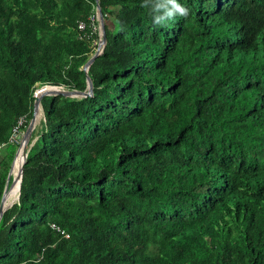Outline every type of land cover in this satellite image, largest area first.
<instances>
[{"label": "trees", "instance_id": "16d2710c", "mask_svg": "<svg viewBox=\"0 0 264 264\" xmlns=\"http://www.w3.org/2000/svg\"><path fill=\"white\" fill-rule=\"evenodd\" d=\"M164 2L0 0V202L36 91L93 87L41 99L0 264H264V0Z\"/></svg>", "mask_w": 264, "mask_h": 264}, {"label": "water", "instance_id": "95a60500", "mask_svg": "<svg viewBox=\"0 0 264 264\" xmlns=\"http://www.w3.org/2000/svg\"><path fill=\"white\" fill-rule=\"evenodd\" d=\"M96 7H97V13L99 15V21H100L102 34H101V40L99 42V46L97 48V51L95 52V54H93V56L83 66V71L86 74L88 72L90 65L100 55V53H101V52H99L100 48L101 47L104 48L106 45V33H105L104 18L102 16V12H101L99 5H97ZM92 92H93V87H92V82H91L89 77H87V92L66 91V90L61 89V87H55V86H43L42 88H40L39 90L36 91L34 105H33V117H32L31 121L29 122V124L25 130L23 142H22V147H19L17 149V151L15 153V157H14L12 164H11V168H10L8 176H7L4 192H3L1 202H0V219H1L2 214L6 208V202L8 199V192L14 183L18 184L17 192L19 195L20 184H21L22 173H23V166H24V163L26 161L27 154H28L27 144L30 140L32 131L34 129L36 114L38 113L41 99L47 95H63L66 97H79V96L86 97V96H91ZM20 148H22V150ZM20 150L22 151V159H23L22 164H21L16 176L13 178L11 184L9 185V180H10V177L12 176V172L14 169V163H15L16 157H17Z\"/></svg>", "mask_w": 264, "mask_h": 264}, {"label": "clouds", "instance_id": "9594fccd", "mask_svg": "<svg viewBox=\"0 0 264 264\" xmlns=\"http://www.w3.org/2000/svg\"><path fill=\"white\" fill-rule=\"evenodd\" d=\"M168 6H170V7H168ZM161 7H164L165 8V12H164V15L163 16L157 15L155 17V23H157V24H161V23H163L165 21V19L173 18L177 14L179 16H182V17H186L189 14V9L186 8V7H184V6H182L181 4H179L177 2V0H165L164 4H157L156 5V10H159ZM94 15L96 16V21L98 23L96 25V27L94 26L96 28V30H97V35H98V40H97V48H98L99 42L101 40V34L102 33H101V26H100V21H99V15L97 13V7H96V13ZM102 16H103V14H102ZM103 18H104V16H103ZM104 24L106 25L105 20H104ZM97 48H96L95 52L97 51ZM102 49H103V47L100 48L99 52H102ZM95 52L93 54H95ZM26 128H25V130H26ZM19 147L20 146H18V148ZM28 147L29 146L27 144V148Z\"/></svg>", "mask_w": 264, "mask_h": 264}, {"label": "built area", "instance_id": "2783aa9c", "mask_svg": "<svg viewBox=\"0 0 264 264\" xmlns=\"http://www.w3.org/2000/svg\"><path fill=\"white\" fill-rule=\"evenodd\" d=\"M91 19L92 21L96 20V16H92ZM95 29L96 28L94 27V30ZM25 128L26 127H23V120H20L18 124L12 128L10 136L8 138V142L10 144L18 145L21 147L22 142H23L24 133H25ZM1 148H2V145H0V153H1Z\"/></svg>", "mask_w": 264, "mask_h": 264}, {"label": "bare ground", "instance_id": "6f19581e", "mask_svg": "<svg viewBox=\"0 0 264 264\" xmlns=\"http://www.w3.org/2000/svg\"><path fill=\"white\" fill-rule=\"evenodd\" d=\"M22 147V146H21ZM21 150H22V148H20ZM19 151V153H18V155H17V157H16V160H15V163H14V169H15V165H16V162H18V164H19V168H20V166H21V164H22V151ZM13 169V170H14ZM19 170V169H18ZM18 172V171H17ZM17 172H15L14 171V173H15V176H16V174H17ZM12 176H13V172H12ZM17 186H18V184L17 183H14L13 185H12V187H11V189L9 190V192H8V199H7V205L9 204V203H11L12 201L10 200L11 199V197H14L15 196V194L16 193H18L17 192Z\"/></svg>", "mask_w": 264, "mask_h": 264}, {"label": "rangeland", "instance_id": "374dc122", "mask_svg": "<svg viewBox=\"0 0 264 264\" xmlns=\"http://www.w3.org/2000/svg\"><path fill=\"white\" fill-rule=\"evenodd\" d=\"M39 114H40V118H42V115H41V113H39ZM38 121H39V116H38V119H36V122H35V123H36V124H38ZM35 139H36V137H35ZM35 139H33V140L31 141L30 145H31V144L34 142V140H35ZM16 198H17V197H16ZM16 198H15V199H16ZM10 200L13 202V200H14V197H11V199H10ZM9 204H10V203H9Z\"/></svg>", "mask_w": 264, "mask_h": 264}]
</instances>
